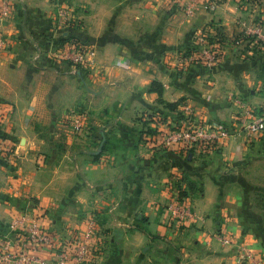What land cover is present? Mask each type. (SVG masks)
<instances>
[{
	"label": "crops",
	"instance_id": "crops-1",
	"mask_svg": "<svg viewBox=\"0 0 264 264\" xmlns=\"http://www.w3.org/2000/svg\"><path fill=\"white\" fill-rule=\"evenodd\" d=\"M215 1L186 17L182 0H8L7 10L0 0L1 238L24 213L57 243L40 250L45 260L84 237L91 221L93 246L102 239L105 249L84 264H249L238 244L221 242L223 228L264 255V211L255 204L264 191V120L249 132L233 98L264 118V41L246 33L264 21V0L260 10L251 0ZM61 5L72 26L63 36ZM216 27L218 60L186 63L197 35ZM71 36L96 45L94 66L61 57ZM153 80L175 109L150 90ZM81 108L87 133L71 126ZM147 120L161 134L196 123L228 137L192 153L143 139ZM176 199L200 220H173L167 206Z\"/></svg>",
	"mask_w": 264,
	"mask_h": 264
},
{
	"label": "built area",
	"instance_id": "built-area-1",
	"mask_svg": "<svg viewBox=\"0 0 264 264\" xmlns=\"http://www.w3.org/2000/svg\"><path fill=\"white\" fill-rule=\"evenodd\" d=\"M4 1V9L7 10L8 0ZM186 17L195 15L200 8L215 6V0H182ZM71 21L70 11L66 5L58 6L57 9V30H63ZM246 33L260 41H264V21L258 20L246 25ZM5 40L0 35V45H4ZM67 47L61 50V57L73 65V67H86L96 64V49L93 45L86 43L68 42ZM196 51L188 58L187 62L199 60V62L214 64L219 57L220 47L217 42H211L209 33L201 31L196 37ZM234 102L238 106V118L249 132L262 127L264 118L257 114L255 107L250 106L241 97H235ZM72 128L81 133L88 132L86 112L81 108L76 110L71 124ZM228 133L224 128L208 127L196 123H189L177 127L174 130L160 135V142L163 146H182L196 148L204 144H213L222 138H226ZM2 150V146H0ZM168 211L176 222H194L200 220V216L190 202H183L179 199L171 201ZM12 237H0V264H83L90 256L92 236L97 235L96 224L91 221L89 232L84 237L76 236L72 241L62 244V249L56 251L50 260L43 259L39 252L42 249L55 251L57 243L52 234L46 233L39 220L29 222V215L20 214L13 218ZM227 230V229H226ZM222 230L219 234L221 242L225 244H238L241 257L249 264H264V255L254 249L240 244L238 239L228 231ZM59 245V244H58Z\"/></svg>",
	"mask_w": 264,
	"mask_h": 264
},
{
	"label": "trees",
	"instance_id": "trees-1",
	"mask_svg": "<svg viewBox=\"0 0 264 264\" xmlns=\"http://www.w3.org/2000/svg\"><path fill=\"white\" fill-rule=\"evenodd\" d=\"M70 28H72V26H69V27L61 30L60 35L63 36L64 35V31L66 32V30H68ZM220 30H221L220 27H218V28L216 27V33L213 36L212 35L209 36V39H210L211 42H215V41L220 42V40H222L223 35H222V32ZM65 42L85 43V42L81 41L80 39H78V38H76L74 36H71L69 38H66L65 39ZM195 51H196V49L194 50V48H190L189 50H187L185 52V55H188V54L193 53ZM150 90L151 91H156V92H158L160 94V102L161 103H164L166 106L171 107L172 109H175L176 108V105L177 104L170 103V102H165L163 100V98H162V94H163V84L160 81L153 80L152 83H151ZM160 120L163 121V118H161ZM151 123H152V120L145 121V124H147V126L142 131V138L143 139L144 138H147L148 141L155 142L157 140V138L160 137L161 132L158 129V127L152 126ZM194 149L195 148L192 147V149L190 151L193 153L194 152ZM185 182H187L188 186L191 187L190 189H193L195 187V183L192 182V181H189L188 178L185 180ZM255 204H256V206H257L258 209L264 211V191H259V192H257L255 194Z\"/></svg>",
	"mask_w": 264,
	"mask_h": 264
},
{
	"label": "rangeland",
	"instance_id": "rangeland-1",
	"mask_svg": "<svg viewBox=\"0 0 264 264\" xmlns=\"http://www.w3.org/2000/svg\"><path fill=\"white\" fill-rule=\"evenodd\" d=\"M251 1H253V5H252V9L253 8H255V10H260V8H261V3H260V1L261 0H251ZM57 9H58V7H57ZM207 29H208V27H207ZM87 45H93V46H95L96 47V45H94L93 43H88V42H85ZM196 48H197V46H196ZM195 50V49H194ZM194 53V52H193ZM193 53H190V54H188V55H183L184 57H183V59L185 60V62L186 63H188V64H197V63H199V60H193V61H190V62H187V60H188V58L193 54ZM246 101V100H245ZM247 102V101H246ZM250 106H252L251 104H249ZM255 109H256V111L259 113H257L259 116H260V110H258V107H255ZM87 111V110H86ZM239 116V115H238ZM237 116V117H238ZM88 130H89V128H88ZM224 230H226L227 228H223ZM223 229H221L220 231H218V235L221 233V231L223 230ZM226 231H228V229L226 230ZM228 233H229V231H228ZM97 236H99V235H97ZM101 236V235H100ZM100 241L101 242H99V245L98 246H93V242H92V240H91V242H90V244H91V252H90V255H91V253L93 252V250H95V251H97V250H103V249H105V246H103L102 244H105V242L102 240V239H100ZM223 243V242H222ZM98 244V243H97ZM94 251V252H95ZM241 260H243V261H245L244 260V258L243 257H241ZM86 262V261H85ZM84 262V263H85ZM83 263V264H84Z\"/></svg>",
	"mask_w": 264,
	"mask_h": 264
},
{
	"label": "water",
	"instance_id": "water-1",
	"mask_svg": "<svg viewBox=\"0 0 264 264\" xmlns=\"http://www.w3.org/2000/svg\"><path fill=\"white\" fill-rule=\"evenodd\" d=\"M102 146H103V143H102V145H101V147H100L99 151H101V149H102ZM99 151H98V152H99Z\"/></svg>",
	"mask_w": 264,
	"mask_h": 264
}]
</instances>
